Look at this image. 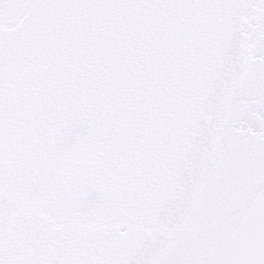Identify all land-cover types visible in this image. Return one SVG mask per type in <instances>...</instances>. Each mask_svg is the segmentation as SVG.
I'll return each mask as SVG.
<instances>
[{
  "label": "snow or ice",
  "instance_id": "snow-or-ice-1",
  "mask_svg": "<svg viewBox=\"0 0 264 264\" xmlns=\"http://www.w3.org/2000/svg\"><path fill=\"white\" fill-rule=\"evenodd\" d=\"M0 264H264V0H0Z\"/></svg>",
  "mask_w": 264,
  "mask_h": 264
}]
</instances>
